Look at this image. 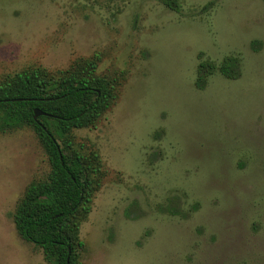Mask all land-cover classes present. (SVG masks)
I'll list each match as a JSON object with an SVG mask.
<instances>
[{
	"label": "rangeland",
	"instance_id": "obj_1",
	"mask_svg": "<svg viewBox=\"0 0 264 264\" xmlns=\"http://www.w3.org/2000/svg\"><path fill=\"white\" fill-rule=\"evenodd\" d=\"M0 0V82L99 55L117 98L72 139L101 158L79 264H264V0ZM238 61L197 86L203 60ZM50 163L0 128V264H49L13 215ZM98 174V173H97Z\"/></svg>",
	"mask_w": 264,
	"mask_h": 264
},
{
	"label": "trees",
	"instance_id": "obj_2",
	"mask_svg": "<svg viewBox=\"0 0 264 264\" xmlns=\"http://www.w3.org/2000/svg\"><path fill=\"white\" fill-rule=\"evenodd\" d=\"M163 2L178 8L175 0ZM98 59V54L79 59L57 72L29 68L0 82V128L30 126L50 163L45 179L26 186L13 215L18 233L42 248L49 264H79V226L103 176L99 154L83 151L72 139L75 129L94 124L118 95L119 77L97 74ZM215 69L228 78L240 76L235 58H226L219 67L203 60L197 86L203 88ZM35 108L47 115L35 118Z\"/></svg>",
	"mask_w": 264,
	"mask_h": 264
},
{
	"label": "water",
	"instance_id": "obj_3",
	"mask_svg": "<svg viewBox=\"0 0 264 264\" xmlns=\"http://www.w3.org/2000/svg\"><path fill=\"white\" fill-rule=\"evenodd\" d=\"M35 114H34V116H35V118H37V117H39V116H41V115H47V113L46 112H44V111H42L41 109H39V108H35ZM69 261V260H68Z\"/></svg>",
	"mask_w": 264,
	"mask_h": 264
}]
</instances>
